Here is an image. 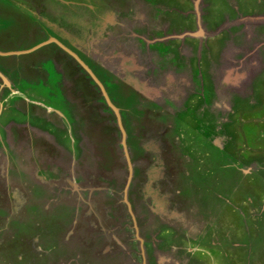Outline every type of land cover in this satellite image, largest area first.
I'll return each mask as SVG.
<instances>
[{
    "label": "rangeland",
    "instance_id": "obj_1",
    "mask_svg": "<svg viewBox=\"0 0 264 264\" xmlns=\"http://www.w3.org/2000/svg\"><path fill=\"white\" fill-rule=\"evenodd\" d=\"M30 2L75 41L0 0V264H264V0Z\"/></svg>",
    "mask_w": 264,
    "mask_h": 264
},
{
    "label": "flooded vegetation",
    "instance_id": "obj_2",
    "mask_svg": "<svg viewBox=\"0 0 264 264\" xmlns=\"http://www.w3.org/2000/svg\"><path fill=\"white\" fill-rule=\"evenodd\" d=\"M8 1H10L11 3H12V6H13V8H15V9H17L20 13H26L31 19H33V20H35L37 23H39L40 24V26H41V29H39V28H37V30H38V32H37V35H39V36H41L42 38H43V40L44 41H46L47 39H52V40H55V41H58V42H60V44L63 46V48L62 47H60L59 49L62 51V52H64L63 54H66V56H70V54H72V53H69L68 51H72V49H73V45L71 44V42H70V40L71 39H65L66 38V36H64V34H66L65 33V31H66V29L67 28H72V27H75V26H70V27H66L65 25H56L55 24V22H49V21H46V20H42V19H39L38 17H37V15L35 14V11H34V7L35 6H33L32 4L33 3H31L30 2V0H8ZM32 1V0H31ZM182 1V0H181ZM184 2L186 1V0H183ZM95 3H96V5L97 6H99L100 8H102L103 10H106V9H108V8H110L111 7V2H108V0H95ZM107 5H109L110 7H106ZM65 9V8H64ZM59 20V19H58ZM57 20V21H58ZM221 24V23H220ZM219 24V25H220ZM217 25V24H216ZM31 26V24H29V27ZM207 28H209L208 26H207ZM210 29V28H209ZM213 29H210V31H212ZM64 33V34H63ZM185 38V37H184ZM183 38V39H184ZM2 38H0V40H1ZM18 40V43H21V41L19 40V39H16V38H12V39H10V40ZM191 39H193V38H191ZM187 41H192V40H187ZM194 44H195V42L194 41H192ZM51 43H53V42H51ZM50 43V44H51ZM54 43H56V42H54ZM72 45H70V44ZM196 43H198V42H196ZM49 44V45H50ZM51 45H54V44H51ZM191 47V46H190ZM72 48V49H71ZM79 54L80 55H82V53L79 51ZM68 56V57H69ZM85 59H87L86 58V56H84V55H82ZM88 60V62H91V64L92 65H96L94 62H92V61H90L89 59H87ZM40 61V60H39ZM41 62H43L44 63V61H41ZM26 64V63H25ZM13 65H14V63H13ZM2 66V64L0 63V67ZM33 68V70L34 71H32L31 70V72L28 74V76L29 75H32V76H35L36 74H38L39 76H41L40 75V73L38 72V70H40V69H43L44 71H45V69H44V67H39V66H37V67H39L40 69H38L37 67H35L34 66V64H32L31 65ZM97 66V67H96ZM95 67L97 68V69H101V67L99 66V65H96ZM3 67L6 69V67L3 65ZM30 67V66H29ZM77 68H80V69H82L83 67H81L80 65H78L77 66ZM0 69H2V68H0ZM4 69V70H5ZM36 69V70H35ZM20 75H24L23 73H21ZM25 76V75H24ZM23 76V77H24ZM50 77V80H51V76H49ZM46 77H44V79H45ZM37 79V78H36ZM0 81L2 82V79H1V76H0ZM41 83V82H40ZM127 85V84H126ZM35 106V105H34ZM41 107V106H40ZM7 110V111H6ZM4 112H11V110H9L8 108L6 109ZM2 115H5L3 112H2V114H1V116Z\"/></svg>",
    "mask_w": 264,
    "mask_h": 264
},
{
    "label": "water",
    "instance_id": "obj_3",
    "mask_svg": "<svg viewBox=\"0 0 264 264\" xmlns=\"http://www.w3.org/2000/svg\"><path fill=\"white\" fill-rule=\"evenodd\" d=\"M196 4V3H195ZM106 27V26H105ZM211 33H213V30L211 31ZM74 34L72 35L71 34V37H72V40H70V42H74L75 41V38H74ZM48 42H56L55 40H50L49 39V41ZM57 43V42H56ZM58 44V43H57ZM59 45V44H58ZM59 46H61V45H59ZM62 47V46H61ZM78 63L89 73V75L92 77V79L96 82V83H98L97 81H96V79H95V77L92 75V73H91V71L79 60L78 61ZM100 66H102L99 62H97ZM103 67V66H102ZM104 68V67H103ZM99 84V83H98ZM103 95H104V99H105V101H106V103H107V105H109L113 110H114V112L116 111L114 108H113V106L111 105V103L109 102V100L106 98V96H105V94H104V92H103ZM116 114H117V117H118V113L117 112H115ZM118 119H119V117H118ZM119 128H120V126H119ZM121 130V133H122V139H123V141H122V147H124L125 146V136H124V132H123V130H122V128H120ZM124 149V148H123ZM124 156H125V154H124ZM127 165H128V167H129V164L127 163ZM70 179L68 178L67 179V181H69ZM67 181H66V183H67ZM70 185L72 186V188H73V186L75 185V183H74V181H73V179H72V181L70 180ZM76 186V185H75ZM77 188V187H76ZM125 256V255H124ZM122 260V259H121ZM132 260H133V262H134V258L132 257ZM131 261V260H130ZM129 260H122V261H120V264H131V262H130ZM134 264H137L136 262L134 263Z\"/></svg>",
    "mask_w": 264,
    "mask_h": 264
},
{
    "label": "trees",
    "instance_id": "obj_4",
    "mask_svg": "<svg viewBox=\"0 0 264 264\" xmlns=\"http://www.w3.org/2000/svg\"><path fill=\"white\" fill-rule=\"evenodd\" d=\"M107 11V10H106ZM96 66V65H95ZM97 67V66H96Z\"/></svg>",
    "mask_w": 264,
    "mask_h": 264
},
{
    "label": "crops",
    "instance_id": "obj_5",
    "mask_svg": "<svg viewBox=\"0 0 264 264\" xmlns=\"http://www.w3.org/2000/svg\"><path fill=\"white\" fill-rule=\"evenodd\" d=\"M1 117V116H0Z\"/></svg>",
    "mask_w": 264,
    "mask_h": 264
}]
</instances>
